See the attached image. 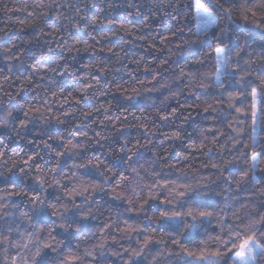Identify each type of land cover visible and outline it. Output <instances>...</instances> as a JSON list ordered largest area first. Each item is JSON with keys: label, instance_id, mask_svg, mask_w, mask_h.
Returning <instances> with one entry per match:
<instances>
[{"label": "snow or ice", "instance_id": "obj_1", "mask_svg": "<svg viewBox=\"0 0 264 264\" xmlns=\"http://www.w3.org/2000/svg\"><path fill=\"white\" fill-rule=\"evenodd\" d=\"M107 6L118 5L110 0ZM33 7L41 11L29 27L51 38L46 41L47 52L27 47L40 40L37 34L22 40L23 48L15 39L0 37V63L7 69L0 68V264H249L257 257L264 260V167H259L264 162V143L257 142V130L264 132V0H195L194 14L184 0H168L164 7L152 0L147 13L145 5L127 4L150 29L152 16L157 10L163 13L145 52L161 51L155 37L170 55L186 48L191 54L198 47L199 59L186 58L178 73L173 70L174 82H184L177 89L162 83L160 73L144 63L143 56L127 61L136 65L125 73L135 83L115 81L113 89L115 78L110 81L107 74L121 68L110 67L97 53L107 51L121 64L123 49H105L101 40L107 37L98 38L89 31L104 20L89 16L87 4L82 9L68 0H41ZM62 8L71 11L61 12ZM39 21L51 31L45 32ZM121 31L132 34L122 23L113 35ZM52 42L57 45V57L47 54L54 51ZM81 51L96 56L94 64H81L88 69L83 76L66 55ZM168 62H160V68ZM206 63L211 64V72L194 67ZM26 68L31 71L19 91L14 95L6 90L4 82L11 80L13 69L20 80ZM141 70L145 78L137 75ZM35 77L47 81L48 87L34 85ZM67 77L79 83L66 89ZM160 89H167V95L160 107L152 100L155 116L150 120L152 114L141 110L138 102L150 99L145 93ZM28 90L36 93L33 101L42 94L43 107L17 99ZM185 94L194 99L182 100ZM49 96L53 102L63 97L58 114L53 113ZM102 97L111 99L101 103ZM171 100L176 106H167ZM69 104L73 106L66 108ZM84 104L89 110L81 112L83 121L75 125L79 131L69 132L72 138L44 127L53 120L57 125L70 123L62 117L77 119L76 106ZM197 115L208 124L199 128L198 144L188 147L212 161L201 167L215 171L193 185L170 178L177 165L168 161L169 149L163 141H180L181 151L176 153L180 157L182 129ZM163 125L169 130L160 131ZM89 128L93 135L85 130ZM29 132L32 138L26 142L38 150L8 157L4 137L11 139L14 134L25 140ZM158 134L163 137L159 142ZM89 149L106 150L111 159L106 162L96 151L83 155ZM146 153H150L147 158ZM165 165L171 171L165 172ZM180 173L186 170L180 168ZM257 200L261 202L258 209L254 207Z\"/></svg>", "mask_w": 264, "mask_h": 264}, {"label": "trees", "instance_id": "obj_2", "mask_svg": "<svg viewBox=\"0 0 264 264\" xmlns=\"http://www.w3.org/2000/svg\"><path fill=\"white\" fill-rule=\"evenodd\" d=\"M41 0H0V37H4L5 40L9 39H15L18 44H21V47H25L26 45L22 44V40L30 39L34 34L40 35V40L34 41L32 45H27L31 50L33 51H39L40 49H43L45 52H47L48 45L46 44V41H49L51 38L44 36L42 34H39L38 32H35L34 29L30 28L29 25L33 22L38 21L39 19V13L40 9L33 7V5L40 3ZM46 3L47 0H44ZM68 2L73 4H79L82 9H84L85 4L88 5V7L85 9V11L88 13L89 16H99L101 20H104L103 24H98L95 26L94 29L90 28L89 31H93V34L97 35L98 38L101 36H106V39L101 40V46L105 47L107 49L108 47L113 48L115 51H121V56L124 57V60L121 64L116 63V58L107 51L103 53H97L101 58H104L110 67H120L121 70L119 72L110 71L107 74V79L110 81H113V77L115 80L112 82L111 87L115 88V81H127V84L129 86L133 85L135 82L131 80L125 73L126 71H133L136 67L135 64H129L127 63L128 60L132 59H139L141 56L145 58L143 61L144 63H151L152 67H154L159 73V80L162 83L169 84L173 89H177L179 87H183L184 82H180L179 84L174 82L175 77L173 76V70H175L176 73L179 72L180 67H182L186 63V58L191 59L193 56L197 59L200 58V51L197 48H193L191 50V54L189 53L188 49L186 48L183 52H180L176 55H170L167 51V48L164 45L160 44V38L155 37L156 40V46L161 48V51L155 52L154 50L151 52H145V45L146 43H150L152 41V38L155 36L154 27L159 22L158 17L163 16V13L157 10V14L152 16V18L149 20V24L153 25V28L150 29L147 24L144 23L143 17H137L135 15L134 10H129L127 8V4L129 2L132 3H139L142 5H145L144 11L147 13L148 6L152 5V0H111V2L117 4L118 6L115 8H108V3L110 0H68ZM158 3L161 4V7H164L167 5L168 0H157ZM185 3L192 5V12L194 14L195 10V0H184ZM95 5V7H93ZM19 8L26 9L24 11L17 10ZM61 12H70L71 10L68 8H62L60 9ZM29 13H32V15H29ZM51 19V17H50ZM108 19H113L115 23L113 25H109L107 23ZM42 25H44L43 21H39ZM67 22V21H65ZM127 25L131 30V35L125 34L124 32H120L119 35H113L114 32L119 29L120 24ZM45 32L51 31L46 25H44ZM65 39H70L66 32H61V34ZM138 36L144 37L143 39H137ZM83 39H88V36L86 34H82ZM259 37H257L258 39ZM57 40L60 39V36L56 37ZM125 41H128L127 43ZM74 42V41H70ZM90 43H93L92 41H89ZM52 48L54 49L53 52L47 53L51 57H57L58 56V50L57 45L55 42H52L51 44ZM79 48H83V45H77ZM174 47V46H172ZM67 60L70 64L73 65V67L78 70V74L83 76L88 69L82 68L81 64L87 66L90 64H94L96 62V56L91 55L90 52H83L80 53H71L67 54ZM75 57V59H72V57ZM162 61H169L165 64V68H160V62ZM171 61H175V63H171ZM31 62V60H29ZM13 63H17L13 61ZM196 69L205 71V72H211L212 67L210 63H206L205 65L201 66L199 64L194 65ZM0 68H4L5 72L7 71L5 64L0 63ZM30 69H24L23 75H21L20 80H16L17 75L19 74L17 69H13V72L11 74V80L9 82L5 83V89L8 91H12L15 95L17 91H19V85L23 81L24 78L30 73ZM2 75V74H0ZM138 76L141 78H145L146 74L143 73L141 70L137 73ZM150 78V77H148ZM60 78L57 77V80ZM104 77H101V82H104ZM15 81L12 88H8L7 84ZM3 82V81H0ZM35 83L43 84L44 87H48L47 81H41L39 77L34 78V85ZM79 82L74 80L72 77H67L64 79V85L66 89L70 85H76ZM33 85V86H34ZM148 87H151V85H147ZM37 92L40 90L37 89ZM167 89H160V90H154L152 93H145V96L150 97V99H143L139 101L138 103L142 105L141 110L147 109L148 113H151L152 115L149 116V119L152 120L155 116V111L153 107H150L152 100L156 101L155 107H160V101L163 99L164 95H167ZM202 93L201 99H204V90H198ZM214 91V90H213ZM36 95L35 92H32L31 90L21 92L19 96H17L18 100H27L30 103H33L35 106L43 107L42 100L43 96L41 94V99L33 101L32 97ZM0 96H3V92H0ZM5 100L7 97H3ZM48 102L52 107V111L54 114H58L61 109L59 105L63 103V97H59L58 99H55V102H53V98L49 96ZM108 99H111V97H102L100 102L105 103ZM182 100L187 99L188 102H191L194 98L191 96H182ZM15 102H13L14 104ZM73 105H65V107H71ZM168 107H174L176 106L175 100H171L168 102ZM79 108V110L76 112L77 119L72 120L71 117L65 118L66 121H70V123H66L65 125H57L55 121L53 120L50 125H44V127L50 128L53 133L55 134L56 130H60L61 134L67 138H72L69 136L70 131H79L75 127V125L80 124L81 121H83V116L81 115L82 111L89 110L87 104L76 106ZM135 110V109H134ZM17 115H19L17 113ZM102 118V117H98ZM132 117L129 116V120H131ZM84 123H89V121H84ZM156 123H161L158 119L156 120ZM208 122L204 121L202 119L201 115H197L194 120L189 121L184 125V128L182 129V136H183V153L180 157H177L176 153L178 151H181V142L180 141H163V147H166L169 149V152L167 154L168 161L171 163H174L177 165L176 169L172 171V174L170 176L171 179L176 180L179 179L180 182L183 183H189L195 185L196 183L201 181L202 176H211L212 173L215 171L214 169H211L210 167H201V163L207 162L209 165L212 161L208 160V157L202 156L199 153H195L192 149L188 147V145L193 144L194 142L198 144L199 142V128L201 126L206 127ZM37 125L39 127V122H37ZM225 130H227V126L225 125ZM92 128H98L97 125H92ZM64 129H67L68 131H64ZM89 131L90 135H93L91 129H85ZM167 125H163L160 129L162 132L168 131ZM114 132L115 130H111ZM188 133H191L192 135L189 136ZM2 134V132H0ZM247 136V134H246ZM32 138V133L29 132L26 136L25 140H20L17 138L14 134H12V138L8 139L7 137H4L5 144L7 145L6 152L7 156L15 159L18 156H25L26 154L33 153L37 151V147L34 144H28L26 141L27 139ZM46 138V137H45ZM160 140H163L162 136L157 137V142ZM221 140H223V137H221ZM50 143H53L52 141H49ZM248 142L250 143V138L248 139ZM257 142L258 143H264V132H262L260 129H258L257 134ZM174 144V146H173ZM40 147H43L41 144ZM15 150V151H13ZM63 150V149H61ZM96 151L97 154L101 155L102 159H105L106 162H108L111 157L107 155L106 150H99V149H89L83 155L85 156H91L92 152ZM118 151V148H117ZM43 154V153H41ZM183 155H188L189 159L184 160ZM146 158L150 156V153L145 154ZM77 160L79 161V157H77ZM71 161L69 160V164ZM243 166V165H242ZM147 167V165H146ZM259 167H264V162H259ZM180 168H184L186 170V174L180 173ZM3 170V167H0V171ZM64 171H68L67 168H64ZM165 172H169L167 168V165L164 167ZM262 175L258 173V176ZM49 195L51 197L52 193L51 190L49 192ZM244 195L241 194V199H244ZM155 202H153L152 207L154 208ZM252 207V206H250ZM255 208L261 207V202L259 200L254 202ZM151 214V212L149 213ZM113 215H115L113 213ZM98 239V237H96ZM94 242V240H93ZM175 260V258H172ZM176 264H181V262L177 261ZM256 264H264V260H261L257 257Z\"/></svg>", "mask_w": 264, "mask_h": 264}, {"label": "rangeland", "instance_id": "obj_3", "mask_svg": "<svg viewBox=\"0 0 264 264\" xmlns=\"http://www.w3.org/2000/svg\"><path fill=\"white\" fill-rule=\"evenodd\" d=\"M257 134H258V130H257ZM249 264H256V260L250 261Z\"/></svg>", "mask_w": 264, "mask_h": 264}]
</instances>
